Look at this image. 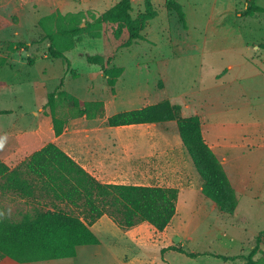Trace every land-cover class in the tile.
<instances>
[{"label": "rangeland", "instance_id": "rangeland-1", "mask_svg": "<svg viewBox=\"0 0 264 264\" xmlns=\"http://www.w3.org/2000/svg\"><path fill=\"white\" fill-rule=\"evenodd\" d=\"M117 1L119 0H0V110L14 112L13 117L0 114L3 131L8 130L11 124L15 125V130L21 127L26 129L29 125L33 127L36 119L31 113L35 106L45 98L44 95L47 93L45 90L55 89L60 77L66 73L61 59L40 58L47 53L49 45L47 30L54 24L47 21V17L52 14L55 18L58 15H68L70 25L74 18L80 20V26L84 28L87 22L100 16ZM133 1L135 2L133 14H136L142 8V0ZM178 1L183 5L186 14V26L179 23L175 13L160 9L158 16L149 22L143 33L144 39L134 41L119 51L115 63L124 67V72L115 84V95L111 96L105 81L102 83L106 90L97 89L105 100L109 98L111 100L107 101L108 107L104 109L103 114L94 121L97 124L96 128L109 129L113 136H119L126 142L127 166H129L127 161L134 156L132 144L134 135L163 139V136L160 137L161 126L157 124L108 127L105 120L107 115L155 103L169 92L179 95L200 93L198 99L202 104L203 102L209 104L208 112L212 113L215 122L233 129L234 132L245 122L251 124L250 128L255 133L247 135L254 141H246L247 148L233 155L236 172L240 175L237 179L239 187L245 189V182L250 180L247 190L236 193L238 205L234 214L226 215L217 208L214 210L208 202L203 209L201 203H196V208H193L189 200L181 201L184 216L178 218L181 223L179 225H183L190 232L185 248L203 253L195 261L187 262V259L178 264H242L243 259L224 261L214 255H247L255 245V238L264 231V106H261L264 83L255 84L246 80L252 67L250 64H247V74L237 68L227 71L223 76L224 83H217L214 74L225 68L229 62L237 65L242 63L243 57L257 69L264 70V63L261 62V57H264V11L253 16L245 15L246 2L250 0ZM254 1L264 9V0ZM68 22L67 20V24ZM22 42L29 43V47L27 50H20L22 51L19 53L20 56L13 54V61L24 63V66L15 69L7 64V60L11 53L17 51L14 44ZM102 53V39L91 38L88 33L82 34L74 49L66 54L71 61L72 69L79 76L73 78L67 73L63 79V89L79 99L82 98L87 87L84 76L88 67H91L85 57ZM34 58L36 60L33 65H29V61ZM234 76L242 77L243 81L230 85ZM178 100L175 98L173 101L183 106ZM243 100L249 104L250 111L246 115L239 114L240 110L233 109L240 106ZM216 103L220 107L218 112H214L217 108ZM74 111L71 102L67 100L59 102L58 116L70 118ZM211 131L208 129V133ZM176 134L179 135L177 132ZM4 137L3 135L0 138V160L13 169L27 160L33 152L17 155L15 151H9L14 143L6 144ZM170 141L174 145V141ZM247 149L250 152H246ZM158 157V160L153 158L149 162L142 161L143 170L152 175L151 178L147 176L146 179L142 178V181L176 186L174 178L169 177V181L161 180L169 173L157 165L162 163L165 167L166 158ZM185 171L187 173L188 169ZM26 178L32 179V176L26 175ZM198 179L201 180L200 177ZM184 184L181 182L177 186L185 188ZM47 209H61L81 217L86 213L83 200H77L72 204L57 199L53 193L44 190L39 182H36L33 193L27 196L0 187V217L18 221L26 213ZM104 217L111 219L108 215ZM105 219L101 223V229L112 226V223ZM149 225L144 222L136 224L143 232L148 231ZM261 237L260 250L255 259L264 257V233ZM150 242L152 243L151 240ZM151 243L142 245V251L148 254L143 255L145 264L155 257ZM96 249L97 253L94 256L80 253L74 258L41 261L35 264H107L101 254L105 249L112 250L108 247V241L105 240V246L100 245ZM121 254L122 251H113L112 255L116 257L115 264H119L118 258ZM5 261L4 264H8ZM174 264L177 262L174 261Z\"/></svg>", "mask_w": 264, "mask_h": 264}, {"label": "trees", "instance_id": "trees-1", "mask_svg": "<svg viewBox=\"0 0 264 264\" xmlns=\"http://www.w3.org/2000/svg\"><path fill=\"white\" fill-rule=\"evenodd\" d=\"M134 3L133 0H119L100 16L87 22L84 28L80 26L81 21L74 18L70 25L68 15H58L56 18L54 14L48 16L47 21L54 24L47 30V57L61 59L65 72L78 78L79 74L72 69L66 52L74 49L75 43L84 33H88L91 38L102 39L103 53L87 55L85 60L87 64L97 67L109 91L115 95V84L124 72V67L115 63L119 51L134 41L144 39L143 33L149 22L158 16L160 9L175 13L179 23L186 26V14L178 0H142V8L136 14H133ZM262 11L264 9L254 0L246 2L245 15L253 16ZM14 45L17 51L29 47L27 42ZM33 63L31 59L29 65ZM62 100L71 102L75 110L70 118L84 116L95 119L104 111L101 100L83 101L67 93L61 79L55 90L47 94L45 103L52 118L55 136L63 133L68 120L57 115V107ZM180 110L179 105L162 99L140 108L111 114L106 117V124L108 127H121L175 121L182 145L202 180V194L221 213L233 215L238 205L236 191L223 165L203 138L200 117H183ZM6 113L0 110V114ZM26 175L32 176V179L26 178ZM36 182L57 199L67 203L75 204L77 200H83L86 213L81 217L61 209H47L26 213L18 221L0 217V264L5 258L19 264L74 258L79 246L100 243L90 226L103 215H108L121 228L147 222L157 231H163L176 214V188L100 183L54 143L46 144L13 169L0 160L2 189L27 196L36 189ZM263 233L255 238V245L247 255L217 254L214 257L224 261L239 258L243 259L242 264H264V257L255 259ZM165 250H174L190 258L203 254L187 252L175 245L162 252Z\"/></svg>", "mask_w": 264, "mask_h": 264}, {"label": "crops", "instance_id": "crops-1", "mask_svg": "<svg viewBox=\"0 0 264 264\" xmlns=\"http://www.w3.org/2000/svg\"><path fill=\"white\" fill-rule=\"evenodd\" d=\"M20 52L22 51L11 53V59L9 58L7 60V64H10L11 67H15V69H17V67L21 68L24 66V63L12 60L14 59L13 54H18V56H20ZM40 58L44 60L50 59L47 57V55H43L42 57L40 56ZM35 60L36 59L34 58L33 61L35 62ZM261 62L264 63V57H261ZM247 64L252 65L249 73L247 72ZM234 68L241 70L243 73H248L249 75H247V81L255 84L264 83V70L262 71L261 69H257L256 66L250 63L245 57H243L242 63L238 65L234 64V62H229L226 64L225 68H222L220 71L217 70L218 72H215L214 74V80L218 81L217 83H224L223 76L227 73V71L233 70ZM66 74L67 73H64V76L62 75L60 80L64 79ZM85 75L86 76L84 77L87 80V87L86 90H84L85 93L83 94V97L80 99L83 101L101 100L104 103V109H106L108 107L107 101H110L111 98L105 100L102 94L97 91L98 88L102 91L103 88L106 90L105 87H103L102 82H104V79L101 73H99L97 67L91 66L88 67ZM241 80L243 81L242 77L240 78L239 76H234L230 82V85L233 82H241ZM42 88L46 89L45 87ZM50 90H45V92H47L44 95L45 98L42 97L43 99L39 101L38 105L35 106V110L31 113L36 119L33 127L32 125H29L26 129L21 127L18 130H15V125L11 124L8 130L3 131L2 129L4 127L2 124H0V138L4 135V142L6 144L9 143L12 145V143H14L13 147H11L9 151H15L17 155L22 153L25 154L28 151L34 153L40 150L46 144L54 143L67 156L73 159L78 165H80L86 172H88L100 183L132 184L159 187L165 186L179 189L176 214L171 220L170 224L163 231H157L151 225H149L150 227H148L147 232L140 231L136 225L129 228H121L118 225H115L111 219L104 217L103 215L90 226L92 231L98 236L100 243L97 245L79 246L77 248L76 257H78L80 253L89 256L96 255V248L100 245L105 246V240H107L108 247H110L112 250L105 249L101 254V256L106 260L107 264H115L116 257L115 255H112L113 251L115 250L122 251L121 257L118 258L119 264H145L143 255L148 254L142 251V245L145 243V246L147 242L151 243V240L152 243L150 246L153 248L155 257L152 261H146V264H174V261L178 264V262H182L183 260L187 259V262L197 260L199 256L196 258H190L183 253H179L174 250H165L162 252L163 249H167L168 247L175 245L181 246L187 252L196 253L195 250L192 251L185 248L187 243L186 241L188 238H190V232L185 229L183 225H179L181 223L179 222L178 218L184 216V214H182L184 208L181 205V201L189 202L190 200L193 208H196V203H201V205H203V209L207 202L210 204L212 209L215 210L216 208L215 204L211 200L209 201V199H207L201 192L202 181L198 179L199 175L193 166L191 158L183 147L179 135L176 134V122L169 121L155 124H139L160 125V137L163 136V139L157 137V139L159 138V140H157L147 135H134V140L132 142L134 156L127 161L129 164V166H127L125 163L126 142L122 141L121 137L119 136H113V133L109 129L96 128L97 124L94 119H87L84 116L68 118L63 133L59 136H55L52 126V118L49 115L48 108L45 107L47 94ZM262 94L263 101L261 106H264V91H262ZM240 95L241 97H244L243 94ZM111 96L113 95L111 94ZM199 96H201V94L198 92H196V94L188 93L183 95L169 92V94L163 97V99H168L172 104L180 105V103H176L177 101H173L175 98L177 100L179 99L178 101L183 103V106L180 105L181 115L183 117H189L193 115L200 117L201 130L205 142L212 149L220 163L223 165L236 193H242L244 190L249 188L248 183L250 180L248 179L245 182V189H241L239 187L240 183H237V179L240 178V175L236 172L237 167L234 164L233 155L235 152L239 153L240 151H244V149L247 148L245 145L246 141H254L253 138H248L247 134H254L255 132H253V130L250 128L251 124L248 125V122H245L243 125H239V128L235 132L233 129L226 128L222 124L218 125V123L215 122V119L212 118V113L208 112L209 104L205 102L202 104L198 99ZM217 104L218 103H216L217 108L214 112L219 111L218 109L220 107H218ZM242 105H245V107H241ZM233 109H236V111L240 110L239 114L244 115L250 111L249 104L246 103V100H243V103L240 106H235ZM7 112L8 113L6 114L9 116H14V112L12 110H7ZM109 115L111 114H108L107 116ZM208 129L212 130L211 133H208ZM166 133H170L171 135L167 136ZM11 139L13 141L8 142V140ZM169 139L174 141V145L171 144ZM173 150H175L174 153L172 152ZM246 152L250 151L247 149ZM158 156H161V158L164 159L166 158L168 161L164 163L165 167L162 166V163H157L159 167L169 173L168 175H165L166 178H161V180L169 181V177L170 179L174 178L176 181V186L170 184H151L147 180H145V182L142 181V178L146 179V176L147 178H151L152 176L148 171L146 172L143 170L141 166L142 161L144 160V162H149L152 161L153 158L158 160ZM132 162L133 165H131ZM185 169H188L187 173ZM171 173H174V175H170ZM241 179L243 180V178ZM180 181L185 183V188H179L177 186V184H181ZM104 219L111 222L112 226L110 225L101 229L100 226ZM4 261L8 264H19L9 258H5L1 264H4ZM35 263L37 262L29 264Z\"/></svg>", "mask_w": 264, "mask_h": 264}]
</instances>
